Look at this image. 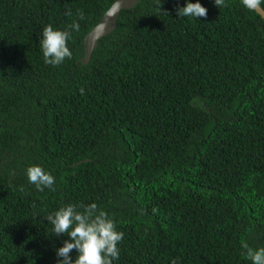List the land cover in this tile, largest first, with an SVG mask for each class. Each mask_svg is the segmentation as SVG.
I'll return each mask as SVG.
<instances>
[{
	"label": "trees",
	"instance_id": "1",
	"mask_svg": "<svg viewBox=\"0 0 264 264\" xmlns=\"http://www.w3.org/2000/svg\"><path fill=\"white\" fill-rule=\"evenodd\" d=\"M200 3L192 20L184 0H138L84 64L113 0H0V264H57L67 237L44 217L68 204L108 213L113 264H251L243 246L264 248V20ZM73 22L72 58L46 64L43 28Z\"/></svg>",
	"mask_w": 264,
	"mask_h": 264
},
{
	"label": "clouds",
	"instance_id": "2",
	"mask_svg": "<svg viewBox=\"0 0 264 264\" xmlns=\"http://www.w3.org/2000/svg\"><path fill=\"white\" fill-rule=\"evenodd\" d=\"M131 2L132 0H113L112 6L103 14L105 17L103 24L98 27H107L120 8ZM212 3L215 7L221 8L225 6L226 0H212ZM240 4L248 11H255L264 4V0H240ZM207 12V8L202 6L200 0H196L195 3L184 0V6L176 8L178 18L192 20L206 18ZM65 14L71 15V10ZM79 30L78 22H73L65 30L56 29L51 24L46 25L38 37L44 62L58 67L67 59H71L69 41L72 33ZM26 175L29 184L34 185L37 191L54 190L55 177L40 166H30L26 170ZM44 219L51 225L50 234L67 237L62 246L56 249L57 264H113L119 259L118 243L122 241L123 233L116 230L114 221L108 213L98 210L95 203L68 204L47 214ZM243 247L246 250L245 258L251 264H264V248H252L247 244ZM73 250L76 251L75 259L70 256Z\"/></svg>",
	"mask_w": 264,
	"mask_h": 264
},
{
	"label": "water",
	"instance_id": "3",
	"mask_svg": "<svg viewBox=\"0 0 264 264\" xmlns=\"http://www.w3.org/2000/svg\"><path fill=\"white\" fill-rule=\"evenodd\" d=\"M137 2L138 0H132L130 4L120 8L117 15L111 20L107 27H98V25H102L105 20V17L103 16L99 24H97L84 38V57L82 63L87 64L90 61L91 55L97 47L99 40L110 35L115 30L120 13L125 10L133 9ZM255 12L262 18V20H264V11L261 8L255 10Z\"/></svg>",
	"mask_w": 264,
	"mask_h": 264
}]
</instances>
